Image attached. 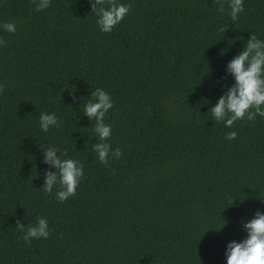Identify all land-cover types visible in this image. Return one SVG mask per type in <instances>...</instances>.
<instances>
[{"label": "trees", "instance_id": "trees-1", "mask_svg": "<svg viewBox=\"0 0 264 264\" xmlns=\"http://www.w3.org/2000/svg\"><path fill=\"white\" fill-rule=\"evenodd\" d=\"M120 2L129 14L103 33L87 0L42 11L0 0V22L16 23L0 30V264H225L226 244L264 212V118L225 128L208 113L249 32L264 39V0H244L235 21L228 0ZM97 87L112 98L105 122L122 151L107 166L81 111ZM41 112L61 126L42 132ZM47 145L84 165L63 202L58 186L42 187ZM38 216L52 232L25 244L16 220Z\"/></svg>", "mask_w": 264, "mask_h": 264}, {"label": "clouds", "instance_id": "clouds-1", "mask_svg": "<svg viewBox=\"0 0 264 264\" xmlns=\"http://www.w3.org/2000/svg\"><path fill=\"white\" fill-rule=\"evenodd\" d=\"M36 11H42L50 6L51 0H33ZM90 12L95 13L96 25L103 33H110L129 14L130 4L121 3L120 0H87ZM227 15L232 21L244 12V0H228ZM219 12L225 9L220 7ZM227 28L222 27L225 33ZM0 30L8 33L16 31L14 21L0 22ZM239 37L231 38L229 46ZM6 41L0 38V46ZM223 55V53H221ZM225 73L230 76L233 83L221 84L222 94L209 109L214 123H223L225 128H231L236 121H255L257 117L264 118V39H259L255 33L249 32V38L243 42L242 49L234 55L225 65ZM224 77H221L222 81ZM3 85H0L2 89ZM92 99L85 100L82 114L90 122L94 121L93 133L97 143L92 144V151L96 159L107 166L110 160H118L122 151L119 146L113 148L109 139L112 135V126L105 122V116L113 108L111 96L103 88H95L90 92ZM61 121L54 112H41L38 127L47 133L50 129L59 128ZM237 136L235 130L225 134L227 141ZM42 160L48 169L44 173L43 189L52 193L54 186H58L54 195L63 202L75 195L76 188L84 175V165L77 159L66 157L63 150L55 145L40 146ZM237 199L231 201V205ZM227 208V207H226ZM227 221L224 220L223 226ZM15 228L22 233L21 239L25 244L33 240L47 239L52 232L48 219L38 216L35 223L22 224L16 220ZM246 236L240 241L231 240L225 247V264H264V212L257 210L252 218L242 223Z\"/></svg>", "mask_w": 264, "mask_h": 264}]
</instances>
